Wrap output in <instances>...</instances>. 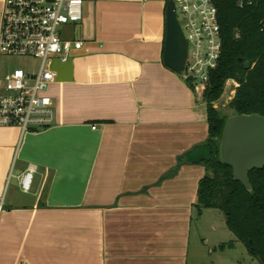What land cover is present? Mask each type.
Returning <instances> with one entry per match:
<instances>
[{
	"label": "crops",
	"instance_id": "1",
	"mask_svg": "<svg viewBox=\"0 0 264 264\" xmlns=\"http://www.w3.org/2000/svg\"><path fill=\"white\" fill-rule=\"evenodd\" d=\"M166 10L84 0V48L50 63L54 125L0 127V264H191L208 111L164 62Z\"/></svg>",
	"mask_w": 264,
	"mask_h": 264
},
{
	"label": "built area",
	"instance_id": "2",
	"mask_svg": "<svg viewBox=\"0 0 264 264\" xmlns=\"http://www.w3.org/2000/svg\"><path fill=\"white\" fill-rule=\"evenodd\" d=\"M161 1L168 5L170 0ZM172 1L188 43V61L182 76L194 89L204 92L223 51L216 0ZM83 18L84 0H4L0 56L37 59L40 66L36 72L15 69L0 83V127L17 126L25 133L54 125V102L48 91L55 75L50 63H67L84 48L83 41L63 38V29L80 24ZM235 86L239 87L237 83ZM32 176L30 168L21 179L26 192ZM2 212L0 205V216Z\"/></svg>",
	"mask_w": 264,
	"mask_h": 264
},
{
	"label": "trees",
	"instance_id": "3",
	"mask_svg": "<svg viewBox=\"0 0 264 264\" xmlns=\"http://www.w3.org/2000/svg\"><path fill=\"white\" fill-rule=\"evenodd\" d=\"M216 6L223 51L203 92L209 123L206 145L211 152L202 161L207 173L199 183L195 207L198 216L205 210L221 211L237 242L244 245L250 257L264 264V169L250 172L252 191L248 192L235 181L233 169L223 162L221 153L231 117L264 116V0H216ZM246 63L250 64L249 69ZM229 80L239 83L229 104L231 114L214 107Z\"/></svg>",
	"mask_w": 264,
	"mask_h": 264
},
{
	"label": "water",
	"instance_id": "4",
	"mask_svg": "<svg viewBox=\"0 0 264 264\" xmlns=\"http://www.w3.org/2000/svg\"><path fill=\"white\" fill-rule=\"evenodd\" d=\"M166 24L164 62L182 75L188 61V43L172 0L167 5ZM245 67L249 69L250 64L246 63ZM238 80H241L240 76ZM221 153L223 162L233 169L235 181L251 192L250 172L264 169V116L253 114L231 117L226 125Z\"/></svg>",
	"mask_w": 264,
	"mask_h": 264
},
{
	"label": "rangeland",
	"instance_id": "5",
	"mask_svg": "<svg viewBox=\"0 0 264 264\" xmlns=\"http://www.w3.org/2000/svg\"><path fill=\"white\" fill-rule=\"evenodd\" d=\"M180 21L183 22L181 18ZM79 33L78 27L67 26L63 29V38L80 39ZM39 66L40 60L31 58L12 57L2 59L1 62L2 70L10 71L23 69L27 72H36ZM236 83L239 85L237 80H229L226 83L222 98L214 104L215 109L231 114L229 104L236 95L238 88L235 86ZM193 229L191 264H259L249 256L244 245L237 242L235 235L228 229L226 218L221 211L205 210L202 216L195 217ZM231 243L233 246H230Z\"/></svg>",
	"mask_w": 264,
	"mask_h": 264
}]
</instances>
